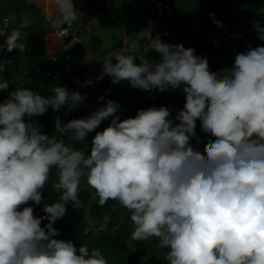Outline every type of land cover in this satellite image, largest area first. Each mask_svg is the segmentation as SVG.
<instances>
[{
  "label": "clouds",
  "instance_id": "9594fccd",
  "mask_svg": "<svg viewBox=\"0 0 264 264\" xmlns=\"http://www.w3.org/2000/svg\"><path fill=\"white\" fill-rule=\"evenodd\" d=\"M54 3L59 18L53 28L80 18L73 0ZM209 17L223 26L212 13ZM29 24L24 18L12 29L0 53H25L21 29ZM254 29L264 41V24L256 21ZM143 47L159 60L145 59L139 40H133L102 57L95 82L107 76L112 85L127 81L148 93L180 90L183 107L173 115L168 106H152L121 119L117 101L100 106L110 88L88 116L67 122L54 117L55 131L74 144L95 132L88 153L43 133L33 120L49 108H64L67 115L84 105L87 94L62 85L47 97L26 87L8 91L3 77L8 60H0V91H8L0 100V264H108L100 249L57 238L54 224L66 215V206L82 207V180L100 206L113 200L127 209L130 238H155L160 250L167 249L168 264H264V44L249 45L235 54L231 67L217 71L193 47L164 42L159 34L150 33ZM77 83L87 87L94 81ZM197 121L208 137L203 151L192 144L203 142ZM53 167L57 179L51 187L58 199L47 203ZM40 205L43 215L36 216ZM107 221L95 231H103Z\"/></svg>",
  "mask_w": 264,
  "mask_h": 264
},
{
  "label": "trees",
  "instance_id": "16d2710c",
  "mask_svg": "<svg viewBox=\"0 0 264 264\" xmlns=\"http://www.w3.org/2000/svg\"><path fill=\"white\" fill-rule=\"evenodd\" d=\"M86 7L101 17L106 16V1L107 0H84ZM139 0H121V10L127 17V23L125 25L126 37H132L137 34L141 27L146 25L150 19H156L157 15H152L153 4H147L143 9L135 11V4ZM176 5L171 13L165 14L162 17V22L167 28L174 29V34L177 43H183L184 46L193 47L196 50V54L204 56L209 61V67L212 71L226 68L225 61L221 58L215 59L211 62V49L205 41H195L192 39L190 30V19L192 17V11L189 8H195L197 15L202 18L207 25L213 30L221 29L228 36L238 40H248L253 46L262 44V41L258 39L257 33L252 26V22L244 19L238 12H236L229 5V0H168ZM248 1V0H241ZM209 13H212L216 20L222 22V27H217L209 17ZM15 18V22H12L11 18ZM4 18H10L11 27L7 31L6 35L10 34L12 29L17 28L20 22L27 18L30 20V24L27 28L21 29L24 36L22 40L27 44V50L25 53H20L18 50H14L11 53H0V60L7 59L6 70L3 73L4 79H7L10 83V89L12 91L16 88L12 79L14 74L18 72V69L23 71V86L39 92L45 97L53 94V88L59 85L65 86L71 90L77 89L73 84V77H78L82 80L93 79L94 84L88 86L93 91L89 93L91 100V108L89 114L96 110L97 98L96 91L103 94L110 88V83L106 76L100 82H95V77L100 75L101 71H94L92 73L84 75L82 73L83 64L86 58V51L82 46H74L71 48V59L67 64V70L70 72V76L66 75V70L57 76V70L60 64H51L50 69L53 71L51 77L47 76L48 70L46 63L48 62V54L46 52L47 40L46 36L49 32L48 26L45 23L44 15L40 11L39 7L30 3L29 0H0V21ZM2 39L0 43H3ZM100 43L99 39L93 38L91 40V47L95 49ZM140 54L144 55L145 59L152 61L159 60L158 54L154 50H149L148 53L144 51L145 38L140 39ZM169 43H173V39L170 38ZM122 48V40L116 41L114 46L109 51H118ZM108 51V52H109ZM108 52L104 53L107 54ZM103 55V56H104ZM29 58V60H24ZM59 61L65 60V54L58 55ZM139 63V61H137ZM127 82V81H123ZM8 91H0V100L6 99ZM122 95L127 99L123 110L119 111L121 119L135 116L138 109H147L152 106H168L172 107L177 101V110L181 109L185 102V96L180 90L168 91L160 93L153 91L151 93L144 90L132 89L130 86L121 88ZM115 93H108L107 99L115 100ZM106 99V100H107ZM59 116L63 122H67L70 119L83 117L82 111L75 113H68L65 115V110L61 108L59 112H54L51 108L43 115L33 117V120L38 122L41 126L43 133L52 136L55 135L58 139H63L66 145H70V139L67 136L60 135L55 131L54 117ZM197 135L201 137L202 143L197 144L194 140V146L203 151L204 143L207 142L208 137L205 136L200 130L199 121H197L196 128ZM91 137L89 134L88 141L83 143H76L74 147L83 150L88 153L90 150ZM87 144H89L87 146ZM87 146V147H86ZM56 168L51 169L50 178L45 186V202L51 203L53 200L58 199V194L52 192V183L57 179ZM79 199L82 201V207L79 209L73 208L70 204L66 206V215L59 219L54 227L59 231L58 239L71 240L77 247L83 244H87L89 249L98 248L101 254L108 261V264H168L164 254L157 256L151 254V248L153 240L147 241H133L130 238L132 232V222L130 220V213L127 209L119 205L117 201L109 200L105 205L100 206L99 203H90L92 198V192L86 189H81L79 192ZM90 203V204H89ZM43 205L37 206L34 209L36 216L43 215L41 209ZM105 218H108L107 227L100 232H96L95 229L104 222ZM43 223H47L44 221ZM91 227L93 231L85 233V228ZM132 240V245H130ZM149 256L148 258H145Z\"/></svg>",
  "mask_w": 264,
  "mask_h": 264
},
{
  "label": "built area",
  "instance_id": "2783aa9c",
  "mask_svg": "<svg viewBox=\"0 0 264 264\" xmlns=\"http://www.w3.org/2000/svg\"><path fill=\"white\" fill-rule=\"evenodd\" d=\"M255 7L259 9L264 14V0H254ZM73 3L79 13L82 14V11L85 10L86 4L84 0H73ZM154 6L151 11L152 15H157L156 19H150L147 23V40L149 41V35L151 33L152 37H155L157 34L160 35V38L164 42H168L170 38H173L174 29L167 28L164 26L162 22V16L168 13H171L172 10L176 7V5L168 0H153L151 2ZM45 19V18H44ZM264 24L263 22H261ZM190 30L192 39L195 41H205L210 49H211V62L215 61L217 58H221L225 61L227 67H231L234 62V56L237 52L245 50L249 45H252L248 40L238 41L230 36H228L225 32L221 29L213 30L210 28L207 23L200 18L198 15H192L190 19ZM52 25V24H51ZM50 25V26H51ZM254 27V23H252ZM11 27V20L10 18H4L0 21V41L4 39L7 31ZM49 32H54L57 38L60 40V46L56 53L49 56L48 62L46 66L48 70L46 71L47 76L51 77L53 75V71L50 69L51 64H60L59 69L57 70V76H60L62 71L66 70V75L70 76V72L66 69L67 64L70 61V52H71V45L73 43H79L81 37L84 35L85 28L83 23L81 22L80 18L73 22L71 25H64L62 28H53ZM72 36V40L69 37ZM69 39V40H67ZM264 44V41H262ZM253 46V45H252ZM65 54V60L63 62L59 61L58 55ZM159 56V55H158ZM18 72L23 76V71L18 69ZM23 79V77H22ZM77 81L83 82L84 80L73 77V84L76 88L81 89L85 87H81ZM22 87L23 83H21ZM16 87L18 85L15 84Z\"/></svg>",
  "mask_w": 264,
  "mask_h": 264
},
{
  "label": "rangeland",
  "instance_id": "374dc122",
  "mask_svg": "<svg viewBox=\"0 0 264 264\" xmlns=\"http://www.w3.org/2000/svg\"><path fill=\"white\" fill-rule=\"evenodd\" d=\"M152 1L153 0H139L135 4V7L136 8H144L147 4L151 3ZM229 1H230L229 2V5L231 6V8H233L236 12H238L244 19H247L248 21H251L252 23H254L256 21H260V22H263L264 23V14L259 9H257L255 7L254 0H248V1H245V2L244 1H241V0H229ZM39 9H40V11H42V8L41 7H39ZM189 9L192 11V14L193 15H197V11L195 10V8H189ZM162 17H164V15ZM95 18L96 19L94 21H92V25L90 26L93 31L89 30L87 32V34L88 35L94 34V36H96L98 38L103 37V35H106V37L108 35H110L111 34V31H109V30H110L112 24L115 25L117 23V20H118L116 14H111L108 22L102 21L101 20V15H97L96 14V17ZM115 21H116V23H115ZM123 23H125V21L124 22H122V21H119L118 22V26H119L118 30L119 31H121L122 25H124ZM143 27L146 28V29H145L144 33L141 34L140 32L141 31L143 32ZM84 34H85V32H84ZM121 35H122V33H121ZM147 35H148V31H147V24H146V25H144V26L141 27V29L139 31V34L135 35V37H131V38L130 37H123V35H122V37H123L122 38V45L124 47V41H125V39H128L127 43H130L133 40H137L138 39L140 41V39H144V38H145V44H146V43H148V40L146 38ZM119 37H121V36L119 35ZM172 37H173L172 38L173 39V43L174 44L177 43L176 42L177 40H176V37H175V34L174 33H173V36ZM104 39H105V37H104ZM114 40L112 42H114ZM109 41H110V39L108 38V41H106V42H109ZM111 47H113V46H111L110 44H106L105 51L110 50ZM89 54H90L89 55V60H88L89 62L85 66L84 73H86V74L87 73H92V72L97 71V70L98 71H101L102 63L100 62V60H101L102 54L99 53L98 51H91ZM24 60H29V58H25ZM106 78L108 79V81L110 83V88L112 89L111 92L116 94L115 101H117L118 103H120L122 105V108H123L124 107V104H125V102H126L127 99L122 95L121 88L122 87H125L127 84L125 82H121L118 85H112L111 84V81H110V78L107 77V76H106ZM12 82L14 83V85L16 84L18 86H21L20 82L23 83L22 75L19 72L15 73L14 74V79H12ZM69 90L70 91H80L82 94H87V100L85 101L84 105L81 106V107H79V108H77V109H75V110H72L70 113H75V112L82 111L83 117L88 116L89 115V109L91 108V105H92L91 100L89 99L90 96H92V95L91 94L89 95V93L92 92L93 90L90 89V88H88V86L85 87V88H81V89H78L77 88V89H74V90H71V89H69ZM95 95H96V98H98L99 96L104 95V94L102 92L96 91L95 92ZM107 97H108V94L105 95V101H101L100 102V106H102L108 100ZM176 106H177V101L171 107V109H173V115H175V112L177 111V107ZM63 110H64V108H63ZM110 119L111 118H109L108 120H105L101 124L100 128L97 129V131L102 130L104 127H107L108 124L110 123ZM94 135H95V132L90 133V137L91 138ZM194 140L192 141L193 146H194ZM70 145L74 146V143L71 140H70ZM88 145L89 144H87V146ZM81 189H86V190H89V191L92 192V198L90 200V203H94V202H97L98 203V199L99 198L96 195L95 191L93 189H90L83 180L81 182ZM131 228H132V231H133V225H131ZM152 240H153V243H152V248H151V254H154V255H157V256L163 255L164 254V251L163 250H160L157 247L158 241L155 238H153ZM129 242H130V245H132V240H130ZM148 257L149 256H146L145 258H148Z\"/></svg>",
  "mask_w": 264,
  "mask_h": 264
},
{
  "label": "crops",
  "instance_id": "0c3cea01",
  "mask_svg": "<svg viewBox=\"0 0 264 264\" xmlns=\"http://www.w3.org/2000/svg\"><path fill=\"white\" fill-rule=\"evenodd\" d=\"M29 2L30 3H34L37 6L42 8V14L44 15L45 22H46V24L48 26V29L50 30L51 29L50 25L52 24V22L59 18V12H58V9L56 8L54 0H29ZM134 9H135V11H139V10H141L143 8L134 7ZM106 10H107V14H106L105 18L101 17L102 21L108 22V20L110 18V15L111 14H116L117 15V19L118 20L120 19L119 21H122V22L125 21V23H123L124 25H122L121 31H119L118 30V28H119L118 22L119 21L117 20V23L115 21L116 24L115 25L112 24V26H111V28L109 30V31H111V34L108 35L107 37H106V35H103V37H101V38H98V37L94 36V34H92V35H88L87 34V32L89 30L93 31L90 26L92 25V21H94L96 19L95 18L96 14L94 12H91L88 7H86L85 10H83V12L81 14V22L84 25L85 34L83 35V37H81V40H80L79 43H73L71 45V47L82 46L85 49V51H86V58H85V61H84V64H83V69H82V73L84 75H86V73H84V69H85L86 64L89 62L88 61L89 60V55H90L89 53L91 51H98L99 53H101L102 54L101 59H102L104 53L109 51V50L105 51L106 44H110L111 46H114L116 41L122 40L123 37H126L125 25L127 23V17L124 14V12L121 10V0H107L106 1ZM145 29L146 28L143 27V32L141 31L140 33L143 34ZM121 33H122L123 37H122ZM137 34H139V32ZM137 34H135V35H137ZM119 35L121 37H119ZM135 35L132 36V37H135ZM104 37H105V39H104ZM72 38H73L72 36L69 37L70 40H72ZM93 38H97L100 41V43L98 44V47L95 48V49H92V47H91V40ZM108 38L110 39V41L106 42V41H108ZM69 39H67V40H69ZM46 40H47L46 52H47L48 56H51V55H53L54 53H56L58 51L59 46H60V40L57 38V36L54 34V32H48V34L46 36ZM113 40H114V42H112ZM127 41H128V39H125L124 47L127 45ZM122 47H123V45H122ZM87 74H89V73H87ZM125 83L127 84L126 86H129L128 82H125Z\"/></svg>",
  "mask_w": 264,
  "mask_h": 264
}]
</instances>
